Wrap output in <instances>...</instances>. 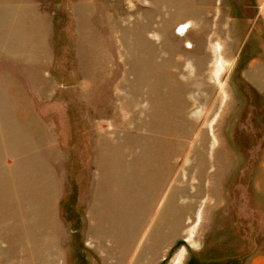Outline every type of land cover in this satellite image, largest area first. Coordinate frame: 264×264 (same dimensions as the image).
I'll use <instances>...</instances> for the list:
<instances>
[{"label": "rangeland", "instance_id": "rangeland-1", "mask_svg": "<svg viewBox=\"0 0 264 264\" xmlns=\"http://www.w3.org/2000/svg\"><path fill=\"white\" fill-rule=\"evenodd\" d=\"M0 264H264V0H0Z\"/></svg>", "mask_w": 264, "mask_h": 264}, {"label": "bare ground", "instance_id": "bare-ground-1", "mask_svg": "<svg viewBox=\"0 0 264 264\" xmlns=\"http://www.w3.org/2000/svg\"><path fill=\"white\" fill-rule=\"evenodd\" d=\"M188 26H189V27H188ZM182 28H183V27H182ZM187 28H190V25H189V24H188V25H184V31H185ZM223 68H224V63L221 64V66L219 67V69H218V71H217V73H216V76L219 75V73L222 71ZM178 260H180V258H179Z\"/></svg>", "mask_w": 264, "mask_h": 264}]
</instances>
